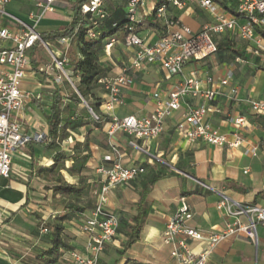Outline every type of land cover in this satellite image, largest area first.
<instances>
[{
	"label": "crops",
	"instance_id": "obj_1",
	"mask_svg": "<svg viewBox=\"0 0 264 264\" xmlns=\"http://www.w3.org/2000/svg\"><path fill=\"white\" fill-rule=\"evenodd\" d=\"M13 1L16 3L10 7ZM75 1L63 0L57 3L54 12L47 14H54L58 10L69 11V15L61 20L56 18L43 20L41 27L38 26L42 20L40 19L36 25L38 34L56 32L68 25L73 17L71 6ZM34 9L37 8L32 0H11L4 6V11L9 16H2L1 24L11 30L17 28L15 20L32 25L29 15L34 14ZM178 17L193 31H198L210 20L204 12L195 7L179 13ZM143 33L146 34L142 35ZM139 34L149 42L157 38L152 30H143ZM60 40L43 42L45 46L38 43L34 52L33 48L28 52L29 59L31 54H35L43 60L39 68L40 73L41 71L43 73L34 71L30 60L29 70L21 85L22 90L31 94L19 116L25 135L43 134L45 137L48 135L44 116L53 102L55 89L59 90L64 104L70 103L69 96L75 92L66 81L55 82L60 75L59 71L53 68L51 71L45 70L46 66H52L51 54L57 57L65 52L59 44ZM218 40L235 42L237 47L242 48L246 59L230 53L217 52L201 62L187 64L182 74L177 76H169L158 64L145 65L140 71L128 74L130 82L122 87L120 94L123 105L117 106L112 114L119 118L149 115L156 106L154 94H158L164 101L183 78L212 76L214 80H219L228 70H232L233 79L230 85L220 89V94L213 102L220 112L210 115L207 121L221 134L229 137L238 134L243 141L242 145L236 149L217 148L201 142L188 143L179 137L175 132V124L181 119L187 105L198 106L203 103L197 98L184 100L182 109L165 121L164 131L158 138L151 141L141 140V147L147 151L148 156L127 147L128 138L117 134L115 142L120 147L124 167L144 168L151 158L164 167L161 169L164 176L156 182L149 195L150 208L140 240L120 256L118 250L123 235L117 232L116 237L105 244L99 256V264H170V248L162 243L161 236L167 221L180 206V198L185 200L193 213L188 225L201 230L220 231L231 222V219L225 217L216 207L218 194L226 195L244 207L264 208V117L253 114L243 100H264V41L260 42L263 51L255 54L249 48L251 46L255 49L253 43H244L227 36L216 41ZM67 52L68 50L65 52L66 57ZM133 54L132 49H126L122 44H118L111 53L118 66H114L103 57L102 61L110 67L108 76L119 75L121 64H127ZM236 59L239 61L236 62ZM64 71L72 82V74L67 64ZM233 88L237 90L236 96L230 94ZM104 94L103 89L100 93L103 100L102 114ZM83 103L85 106L83 104L78 106L79 111L87 109V104ZM83 114L90 116L88 110ZM236 117L244 118L243 126H234L230 123V120ZM90 128L87 126L79 129L81 137L69 132L70 137L59 145L60 149H70L74 141L83 142L86 130ZM98 133L93 129L89 137L92 158L85 179L87 184L96 185L97 190L104 180L97 170L111 166V163L104 161V157L109 154L107 136H104L103 140H98ZM250 147L257 148L255 157L244 154L245 149ZM53 156V151L32 141L14 154L9 178L1 179L4 193L0 198V210L3 213V223L0 226V264H41L39 256L51 246V236L49 233H41L40 229L45 220H52L57 215L55 207L65 202V199L52 196L51 191L46 189L49 188L47 179L38 170L50 166ZM62 175L68 183L78 182L77 177H71L63 171ZM67 178L72 179L71 182ZM137 188V181L112 188L108 196L107 209L118 216L133 215V204L139 198ZM95 202L96 200L91 203L92 208L87 212L64 224L65 234L62 239L69 249L63 250L57 264H70L72 252L81 256L87 255L85 246L88 236L81 231L80 225L90 215ZM241 222L243 223L244 219H241ZM187 244L194 253L205 247L200 241L189 240ZM206 264H264V228L260 226L257 228L256 246L244 234L221 241L209 255Z\"/></svg>",
	"mask_w": 264,
	"mask_h": 264
},
{
	"label": "built area",
	"instance_id": "obj_2",
	"mask_svg": "<svg viewBox=\"0 0 264 264\" xmlns=\"http://www.w3.org/2000/svg\"><path fill=\"white\" fill-rule=\"evenodd\" d=\"M11 0H0V18L9 16L4 6ZM41 14H30L33 24L15 20L17 28L11 30L2 26L0 21V179L9 178L12 158L21 148L32 141L40 142L43 134L28 136L23 133L19 116L30 100L31 94L22 90L21 85L30 67L28 52L36 43L44 45L36 31V25L45 13L54 12L57 3L63 0H32ZM120 4L126 18L123 35L115 34L104 41V58L114 66L118 63L112 59V50L122 44L126 49L134 51L127 64H121V73L114 77H105L99 81L104 89V116L110 120L106 132L109 154L104 161L111 163L108 168L101 167L97 172L104 180L100 186L95 206L88 217L80 225L81 231L87 234L86 256L76 252L70 253V264H99V256L106 243L112 241L119 226L118 215L107 209L108 196L112 188L124 186L134 181L144 172L143 167H124L122 153L115 136L122 134L128 138L127 147L148 156L147 151L136 141H151L158 138L164 131L165 121L179 112L186 98L200 99L201 105H187L181 119L175 124V132L188 143L201 142L209 146L226 149L239 148L243 141L238 134L231 137L221 134L212 126L208 117L220 112L213 104L219 90L230 85L233 71L228 70L222 78L214 80L212 76L198 78L185 77L169 92L163 101L154 94L156 106L152 113L142 117L126 116L119 118L112 114L118 106L123 105L121 89L129 84L130 72H138L143 66L158 64L169 76L181 75L184 67L191 62H201L217 53L218 38L224 36L244 43H253L255 49L250 51L259 54L262 50L260 42L264 41V0H162L159 4L148 0H86L80 6L83 15H89L93 27H97L108 17V8ZM195 7L204 12L209 21L198 31H193L184 25L179 13ZM152 16L163 30L161 35L155 34V41L149 42L136 32V27L147 17ZM115 27V26H114ZM154 34V33H153ZM91 38L96 33H89ZM65 52L68 50L70 39L59 41ZM45 46V45H44ZM263 51V50H262ZM55 56L51 54L52 66H46V71L52 68L59 71L56 83L63 80L68 82L76 92L70 78L64 71L67 64L66 53ZM236 62L239 59L235 60ZM231 96H236L237 90L231 89ZM82 100V99H81ZM250 111L264 117V100L243 99ZM82 102H84L82 100ZM90 116L98 121L99 117L88 107ZM234 126H243L242 117L230 120ZM264 148V143H263ZM245 155L255 157L257 148L250 147ZM247 170L244 171V174ZM209 189V188H207ZM217 209L231 222L220 231L201 230L188 225L193 213L183 198L179 199L180 206L167 221L162 232L161 241L170 248V264H206L209 255L223 240L244 234L248 240L257 245V228H264V208L257 206L244 207L223 194H218ZM244 219V222H241ZM43 222L40 232H48ZM3 223V213L0 210V226ZM200 241L205 247L198 253L188 248L187 241Z\"/></svg>",
	"mask_w": 264,
	"mask_h": 264
},
{
	"label": "trees",
	"instance_id": "obj_3",
	"mask_svg": "<svg viewBox=\"0 0 264 264\" xmlns=\"http://www.w3.org/2000/svg\"><path fill=\"white\" fill-rule=\"evenodd\" d=\"M85 2L86 0H76L72 4L73 17L68 25L59 31L40 35L43 42L70 39L67 66L72 74V83L76 90L69 96V104L63 103L58 89L54 90L53 102L44 116L48 126V135L38 142L45 149L54 152L52 164L38 170L49 183V188L46 189L51 191L53 197L59 196L65 199V202H61L55 207L58 212L57 215L52 220H47L44 223L52 242L50 248L39 256L41 257V264H57L59 262L63 250L69 249L62 239L65 234L64 224L92 208L90 202L84 205L76 203L77 200L89 196L92 189L85 182L92 158L89 137L93 129L99 132L98 135L106 136L110 126V120L101 113L103 100L100 93L103 91V86L99 81L107 77L110 72V67L102 61L104 41L117 33L119 36L123 35L122 29L126 23V18L121 5L117 4L118 7L110 6L108 17L97 27H93L89 21V15H83L80 12V6ZM146 19L136 27L135 31L152 30L161 35L163 30L154 18L152 17L151 20ZM144 21H146V24H144ZM91 31L96 33L97 36L91 38L89 35ZM216 42L218 53H230L235 57L246 59L242 48L237 47L235 42L229 40H218ZM37 46L38 43L34 45L33 52ZM30 60L33 70L40 73L39 68L43 60L35 54H31ZM41 72L43 73V71ZM81 99L99 117L98 121L90 116H84L83 113L87 112L86 108L82 112L78 110V106L83 104ZM87 126L91 128L86 130L83 142L74 141L70 149H60L59 145L70 137L69 132H75ZM163 168L156 160L149 158L144 165V172L134 180L138 182L139 197L133 204L134 214L131 216L119 214L118 216L119 226L117 232L123 235V241H121L118 250L120 256L124 255L140 240L150 208L148 198L156 182L164 176L161 170ZM62 171L71 177H77L78 182L68 183L62 175Z\"/></svg>",
	"mask_w": 264,
	"mask_h": 264
},
{
	"label": "rangeland",
	"instance_id": "obj_4",
	"mask_svg": "<svg viewBox=\"0 0 264 264\" xmlns=\"http://www.w3.org/2000/svg\"><path fill=\"white\" fill-rule=\"evenodd\" d=\"M162 0H148V2H153V3H157V4H159L160 2H161ZM15 3H16V1H13L12 2V4L10 5V7L11 6H14L15 5ZM33 13L35 14V15H39V14H41V11L40 10H37V9H34L33 10ZM69 15V11H63V12H60V11H56L54 14H47V13H45L43 16H42V20H41V22H40V25H38V26H40L41 27V23L43 22V20H48V19H53V18H56V19H59V20H61L63 17H67ZM151 18H152V16H149V17H147V19L148 20H151ZM146 19V20H147ZM144 24H146V21H144ZM146 33H143L142 35H145ZM69 90H70V92L72 91L71 90V88L69 87ZM83 105H84V103H83ZM85 106V105H84ZM82 112V111H81ZM76 135H78V136H80L81 137V133H80V131L78 130V131H75L74 132ZM73 137V136H72ZM103 137L104 136H102V135H98V140H103ZM74 138V137H73ZM136 143L137 144H139L140 146L142 145L141 144V141H136ZM68 179V178H67ZM70 182H71V180L72 179H68ZM1 184H2V180L0 179V198L1 197H3V188L1 187ZM90 186H91V192H90V194H89V196H87L85 199H82V200H77V202L76 203H78V204H86L87 202H90V203H92L94 200H96V195H97V186L96 185H94V184H90Z\"/></svg>",
	"mask_w": 264,
	"mask_h": 264
}]
</instances>
